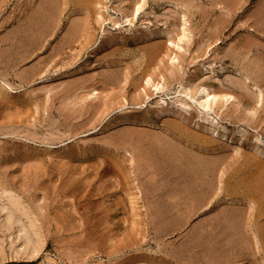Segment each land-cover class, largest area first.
Masks as SVG:
<instances>
[{"label":"rangeland","instance_id":"obj_1","mask_svg":"<svg viewBox=\"0 0 264 264\" xmlns=\"http://www.w3.org/2000/svg\"><path fill=\"white\" fill-rule=\"evenodd\" d=\"M124 1L91 0L95 5L90 4L85 18L86 33L66 43L71 17L85 13L72 0L65 1L67 7L64 0L59 2L65 10L60 4L63 11H58L52 27L44 21L33 26L40 37L32 29L30 34L27 26L40 0H0V184L24 201L45 238L42 250L23 254L20 233L7 232L0 244V264H264V213L253 201L250 210L247 202L249 196L257 200L249 183L257 176L256 165L262 161L264 165V146L254 143L255 138L264 142V0H136L141 9L135 17L129 14L131 23L124 22ZM183 15L188 34L181 38ZM116 23L121 24L119 29ZM198 85L225 90L231 98L217 99L211 110L204 109L194 95ZM179 103L187 112L176 106ZM197 116L227 127L229 139L198 125ZM237 131L244 135L240 141ZM142 132L146 134L141 137ZM151 135L219 159L227 174L221 167L214 177L226 180L225 184L215 180L217 190L209 204L199 206L191 181L162 156L160 148L153 151L157 163L138 164L143 160L137 153L134 160V147L151 150ZM168 136L179 139L167 141ZM101 158L109 160L99 162ZM107 164L124 170L117 165L118 170H108ZM133 164L138 168L130 167ZM123 172L141 180L134 177L130 184H139L138 192ZM150 178L157 184H150ZM218 183L232 190L225 195ZM129 192L136 196L135 203ZM233 193L249 213L245 220L254 224L251 235L245 230L247 235L238 236L235 244L230 239L234 234L220 225L218 212L233 204L234 199L229 201Z\"/></svg>","mask_w":264,"mask_h":264},{"label":"bare ground","instance_id":"obj_2","mask_svg":"<svg viewBox=\"0 0 264 264\" xmlns=\"http://www.w3.org/2000/svg\"><path fill=\"white\" fill-rule=\"evenodd\" d=\"M60 1H62V0H60ZM59 0H40V2L35 6V7H33V11H34V13H31L30 14V16H32L31 18L29 17V21H28V24H27V26H28V30L30 31V34H31V29L33 30L34 29V27L33 26H35L36 24H39L40 25V23L39 22H43L44 21V23H46V25L47 26H51L52 27V25L53 24H55V22H54V20H56L57 21V13H58V11H63V10H60V8L59 7H61L60 6V4L62 5V7L65 5L66 7H67V3L65 2L66 0H64V2L65 3H63V2H61V3H59L60 2ZM136 0H134V2H133V0H125L124 1V4L122 5L123 6V11L125 12V15H123L124 17V22H130L131 23V21L132 20H130V17H129V14H130V16L132 15V17H135V16H137V14H138V12H139V9H141L140 7H141V1H139V2H135ZM169 1V0H168ZM75 3V4H77V7H82V9H83V11L85 12H83L82 11V9H81V11L84 13H81V14H83V15H80L79 16V18H78V16H77V18H75V17H71V23H70V25H69V27L67 28V37H66V39H65V41H66V43H70L71 41H73V39H76L78 36H79V34L81 33V32H85V31H83L84 29L85 30H87L88 28H87V21H88V19H86L85 20V18H86V16H87V13L90 11V9H92L93 8V6L95 5V4H93L92 2H91V0H72V2L71 3ZM64 5H63V4ZM90 4H93V5H91V7L92 8H90ZM131 4L133 5L132 6V12L131 13H129V10H131V7H129V6H131ZM73 5V4H72ZM64 6V7H65ZM63 7V8H64ZM74 7V6H73ZM90 8V9H89ZM70 9V8H69ZM22 10V9H21ZM64 10H65V8H64ZM74 10V9H73ZM80 10V9H79ZM32 11V10H31ZM77 11V10H76ZM76 11H71V13L73 12H76ZM77 13V12H76ZM26 16V15H25ZM84 16V17H83ZM88 17V16H87ZM82 18V19H81ZM134 19V18H133ZM183 23H182V28H181V31H182V36H181V38H183V37H185L187 34H188V29H187V27H186V19H185V16L183 15ZM41 22V23H42ZM57 23V22H56ZM44 25V24H43ZM45 25V26H46ZM120 23H116V24H114V26H116L115 27V29H119L120 28ZM26 26V25H25ZM42 26V25H41ZM47 26H46V30L48 31V29L49 28H47ZM56 26V25H55ZM42 28V27H41ZM54 28V27H53ZM87 28V29H86ZM35 30H36V28H35ZM35 30H33V33H36V32H34ZM40 29H38V31H39ZM45 29H43L42 30V32H40V35H42L43 34V32H45L44 31ZM51 30H53V29H51ZM27 31V30H26ZM48 32H50V31H48ZM53 32V31H52ZM15 33V32H14ZM24 33H25V31H24ZM51 33V32H50ZM86 33V32H85ZM26 34V33H25ZM39 34V32L38 33H36V36H39L38 35ZM45 35V34H44ZM44 35H42V36H44ZM47 35V34H46ZM84 35V34H83ZM13 36V35H12ZM31 36V35H30ZM27 37V36H26ZM40 37V36H39ZM76 37V38H75ZM30 38H32V36L30 37ZM30 38H29V41H30ZM180 39V38H179ZM33 40H34V38H33ZM36 40V39H35ZM33 42V41H32ZM35 42V41H34ZM156 42V41H155ZM157 43V42H156ZM158 43H159V41H158ZM152 44V43H151ZM154 46V45H153ZM155 46H156V44H155ZM159 46V45H158ZM161 46V45H160ZM154 48V47H153ZM149 49V48H148ZM158 49H159V47H158ZM158 49H155V50H157V51H159ZM152 50V49H151ZM155 50H153L154 52H155ZM148 54V53H147ZM146 54V55H147ZM156 54V53H155ZM148 56V55H147ZM153 58L152 59H154V56H152ZM156 57V56H155ZM151 58V57H150ZM149 58V59H150ZM147 60V59H146ZM151 60V59H150ZM148 61V60H147ZM152 61V60H151ZM148 63V62H147ZM147 80H149V79H147ZM81 85V87H84L83 85H84V82H81L80 83ZM188 86V85H187ZM186 86V87H187ZM211 86V85H210ZM94 86H92V88H93ZM189 87V86H188ZM187 87V88H188ZM9 88V87H8ZM80 88V87H79ZM88 88H90L91 89V86L89 87L88 86ZM185 88V87H184ZM197 88V87H196ZM11 89V88H10ZM95 88H93V90H94ZM217 89H215V87L214 88H212V87H208L207 85H198V88L197 89H195L194 90V95H198L199 96V105L202 107V108H204V109H209V110H211L212 109V107H213V105L215 104V103H217L216 101H217V99L219 100V99H223V98H231V93L230 94H227L226 92H224L223 90H219V91H223V93H225V94H221V93H219V91L217 90ZM176 106L177 107H179V108H181L183 111H185V112H187V107L185 106V105H183V104H176ZM167 120H169V119H167ZM167 120H166V122H167ZM171 121V120H170ZM197 124L199 125L200 123H202L203 124V126L207 129V131L208 132H210L212 135H216V136H219V137H221V138H225V139H229L228 138V135H229V133H230V131H229V129L227 128V127H225V126H223V125H221V124H219V122H217L216 120H214V118H211V117H208V116H197ZM165 122V124L164 125H166L167 123H171V122H167L166 123ZM174 122H175V120H174ZM178 122L176 121V124H177ZM172 124H173V122H172ZM172 124H171V126H172ZM175 124V125H176ZM202 124H200V125H202ZM168 125V124H167ZM181 125V124H180ZM171 126H170V128H171ZM173 127V126H172ZM183 127V126H182ZM185 128V127H184ZM173 129V128H172ZM175 129V128H174ZM177 129V128H176ZM182 130H184V129H181V131ZM165 131V130H164ZM166 131H167V129H166ZM170 131V130H169ZM180 131V132H181ZM186 131H188L187 129H186ZM186 131H182L183 133H185ZM146 132V131H145ZM145 132H142V134H141V137H142V135H144L143 133H145ZM175 132H179V130L178 131H176L175 130ZM192 132V131H191ZM195 132V131H194ZM135 133V132H134ZM136 133L138 134V132L136 131ZM141 133V132H140ZM165 133V132H164ZM166 133H169L168 131L166 132ZM183 133H180V134H183ZM188 133V132H187ZM197 134H199L198 132H196ZM201 133V132H200ZM146 134V133H145ZM147 134H148V132H147ZM158 134V133H157ZM161 134V133H160ZM162 134H163V131H162ZM161 134V135H162ZM172 134L173 133H171V138H172ZM192 134H193V132H192ZM191 134V135H192ZM234 134H236L235 132H234ZM237 134H239L240 135V139H238L239 141L240 140H242V138L244 137V135L243 134H241V131H237ZM131 134H129V137H131L130 136ZM149 135V134H148ZM148 135H147V138H148ZM165 134H163L162 136H164ZM169 135V134H168ZM184 135V134H183ZM202 135H204V134H202L201 133V136H199V137H202ZM136 136V135H135ZM138 136V135H137ZM146 136V135H145ZM144 136V137H145ZM155 136V135H154ZM154 136H149V137H151L150 138V140H151V142H149V140H147V142H149L148 143V145L149 144H151L150 146L152 147L151 148V150H149V151H144V149L143 150H140L139 148H136V147H138V146H136V147H134V150H133V152H132V156H133V154H134V160L135 161H137L136 160V156H135V153H137L138 154V158L137 159H139V157H140V159L141 160H143V163H141L139 160L137 161L138 162V164H144L145 162H144V160H147L148 162V164H149V162H153L154 161V156H156L155 154H154V152L153 151H155L156 152V150H155V148H160L161 150V152H162V156L167 160V161H169V162H172V163H174V165H175V167H177L176 168V170L178 171V172H180L181 174H183L186 178H188L190 181V185H192L191 187V190L194 192V194H196V197H195V199H196V201H198V203H200L199 204V206H204L206 203L207 204H209L207 201H211V196H212V194H213V192L215 191L214 189H216V186H215V184H217L216 182L220 179V177H218V179H216V177H214V175H216V173L219 171V173H221L220 172V169L219 168H221L222 167V165L221 164H219L220 162H219V159H217V158H212V157H210V158H206L204 155H202V154H200V153H198V151L199 150H197V152H191V151H188L187 149H185V148H183V147H181V145L179 146V145H177V144H179L178 142H177V144L176 143H167V142H165V141H163V139H161V138H155ZM160 136V135H159ZM165 136H167V134L165 135ZM164 136V137H165ZM174 136V135H173ZM179 136V135H178ZM181 136V135H180ZM179 136V137H180ZM186 137L188 136V134L187 135H185ZM184 136V137H185ZM195 136V133H194V135H193V137ZM125 137V136H124ZM143 137V138H144ZM128 138V137H127ZM134 138V137H133ZM135 138H137V137H135ZM140 138V135L138 136V139ZM146 138V137H145ZM168 138H169V140L171 141H173V140H177V139H179L178 137H177V139H170V137L168 136L166 139H167V141H168ZM174 138V137H173ZM180 139H182V137H180ZM183 139H185V138H183ZM182 139V140H183ZM187 139V138H186ZM194 139H196V138H194ZM208 139H209V137H208ZM142 140V142H143V140L144 139H141ZM141 140H140V143H141ZM190 140V139H189ZM188 139H187V142L189 141ZM211 141H212V139H210ZM125 141V140H124ZM134 141H135V139H134ZM186 141V140H185ZM201 141V140H200ZM231 141H233V138H231ZM127 143H128V141H126ZM136 142V141H135ZM137 142H139V141H137ZM136 142V143H137ZM187 142H185V143H187ZM190 142H192V141H190ZM193 142H195L194 140H193ZM193 142H192V144H193ZM196 142H198V141H196ZM201 142H203V141H201ZM207 142V141H206ZM124 143V145H125V142H123ZM131 142H129V144H130ZM132 143H133V141H132ZM184 143V144H185ZM210 143V142H209ZM213 143V142H212ZM254 143H255V146H257L258 148H260V147H262V146H264V142L262 141V140H260V139H257V138H255L254 139ZM129 144H127V145H129ZM183 144V145H184ZM191 144V143H190ZM198 144V143H197ZM200 144V143H199ZM199 144H198V146H199ZM123 145V146H124ZM133 145V144H132ZM135 145H138V144H135ZM140 145V144H139ZM182 145V146H183ZM203 145H204V143H203ZM185 146H186V144H185ZM190 146H192V145H190ZM194 146V145H193ZM205 146H210V144L208 145V143H206V145ZM128 147V146H127ZM126 147V148H127ZM133 147H131V151H132V148ZM142 147V146H141ZM212 146H210V148H211ZM129 149H130V147H128ZM187 148V147H186ZM189 148V147H188ZM191 148H193V147H191ZM204 148V147H203ZM238 148V147H237ZM150 149V148H149ZM190 149V148H189ZM199 149V148H198ZM206 149V148H205ZM207 149H209V148H207ZM239 149V148H238ZM123 150H124V148H123ZM213 150V149H212ZM237 150V149H236ZM125 151V150H124ZM157 151H158V149H157ZM206 151V150H205ZM219 151V150H218ZM217 151V152H218ZM207 152V151H206ZM209 152V151H208ZM220 152V151H219ZM236 152V151H235ZM126 153V152H125ZM130 153V152H129ZM215 153V152H214ZM238 152H236V154H237ZM120 154V153H119ZM123 155H124V153H123ZM217 155V154H216ZM237 155H239V153L237 154ZM125 156H127V155H124V157ZM132 156H130L129 155V158H131ZM224 156V155H223ZM243 156H245V155H243ZM242 156V157H243ZM120 157V156H119ZM119 157H118V161L120 162L121 161V158L119 159ZM111 158V157H110ZM126 158V157H125ZM128 158V159H129ZM160 158V157H159ZM102 159V158H101ZM104 159L106 160V161H108L109 159H106V158H103L102 160H100L99 162H102V161H104ZM112 159V158H111ZM122 159H123V157H122ZM128 159H125V160H127V162H129L128 161ZM132 159V158H131ZM243 159H245V158H243ZM252 159V158H251ZM124 160V159H123ZM223 160V159H222ZM249 160V159H248ZM255 160V159H254ZM257 161H261V160H257ZM109 162L110 163H113V159L110 161L109 160ZM123 162V161H122ZM126 161H124V164H125V166H126V163H125ZM131 162V161H130ZM130 162H129V164H130ZM133 162V161H132ZM137 162H134V164L135 165H137ZM224 162V161H223ZM263 162V161H262ZM261 162V163H262ZM97 163V166L96 167H98L99 166V164H98V161L96 162ZM96 163H95V165H96ZM108 163V162H107ZM114 163H116V162H114ZM154 163H157V162H155L154 161ZM241 163V162H240ZM261 163L259 164H257L256 165V171H257V176H255V177H253V179H251L250 181V191H251V194L257 199V200H254V198H249V197H251V196H249L248 198L245 196L244 198H247V202L249 203L250 201H253V203H254V206H255V208L257 207V209H259V213L262 215L263 213H264V165H261ZM104 164V163H103ZM130 165V167H132V168H138L137 166H139L140 167V165H137V166H135V165ZM170 164V163H169ZM246 164V163H245ZM95 165L93 164V166L95 167ZM105 165V164H104ZM108 165H112V164H107V166ZM117 165V166H116ZM123 164H121V166H122ZM128 165V164H127ZM162 165V164H161ZM168 165V164H167ZM224 165H225V163H224ZM114 166H116V168H119L118 167V164H114L113 165V167L112 166H108L109 168H108V170L110 169L111 171L112 170H114ZM120 166V167H121ZM147 165L145 164V167H146ZM157 166V165H156ZM163 166V165H162ZM237 166V165H236ZM101 167H102V165H101ZM142 167H144V165L142 166ZM152 168V166H151V163H150V166H149V168L148 169H150L151 170V168ZM161 167V166H160ZM99 168H100V166H99ZM106 168V167H105ZM115 168V169H116ZM123 168H124V166H123ZM120 169L121 171H123L124 169ZM128 167H126V169H127ZM132 168H130V170L132 169ZM141 168V167H140ZM238 168V167H237ZM245 168V167H244ZM104 169V168H103ZM135 169V170H136ZM219 169V170H218ZM226 169V168H225ZM116 170H118V169H116ZM128 170V169H127ZM127 170H126V172H127ZM130 170H128V171H130ZM155 170V169H154ZM102 171V170H101ZM105 171H106V169H105ZM110 171V172H111ZM131 171H134V169L133 170H131ZM141 170L140 169H138L137 170V174H139V173H141L140 172ZM146 171V170H145ZM144 170L142 171V174H140V175H144L143 173L145 172ZM151 171H153V170H151ZM255 171V170H254ZM222 172L224 173V169H223V167H222ZM96 173V172H95ZM108 173V172H107ZM115 173V172H114ZM113 173V174H114ZM117 173H118V171H117ZM123 173H125V172H123ZM131 173V172H130ZM217 174V175H220L221 177H222V175H224V174ZM105 174V173H104ZM128 174H129V172H128ZM133 174H135V173H133ZM227 174V173H226ZM226 174H225V176H226ZM118 175V174H117ZM117 175H116V177H117ZM127 174L125 173V174H122V176H124V177H122V178H124L125 180L129 177V175L128 176H126ZM139 175V176H140ZM150 175H152V174H150ZM256 175V174H255ZM100 176V175H99ZM108 176V175H107ZM111 176H113V175H111ZM119 176H120V174H119ZM153 176V175H152ZM225 176L222 178V182H224L225 180H226V178H225ZM96 177V176H95ZM127 177V178H126ZM135 177V178H134ZM142 177V176H141ZM149 177V176H148ZM147 177V179L149 180V178ZM80 178V177H79ZM110 178V177H109ZM121 178V179H122ZM132 178H134V179H136V178H138V177H136L135 175L132 177ZM132 178H128L127 180H128V185L129 186H134V185H130V184H132L133 183V179ZM154 178V177H153ZM153 178L151 179V183L150 184H152V182H154V180H153ZM215 178V179H214ZM85 179H87V178H85ZM99 179V178H98ZM112 179H114V178H112ZM115 179H119V177L118 178H115ZM124 179H122V180H124ZM132 179V181L130 182V180ZM146 179V180H147ZM155 179V178H154ZM178 179V178H177ZM121 180V181H122ZM124 180V181H125ZM144 180V179H143ZM215 180H216V182H215ZM82 181H84V177H83V180ZM82 181H81V179H80V184L82 183ZM107 181V180H106ZM110 181V180H109ZM113 182H115L114 184H116L117 182L115 181V180H112ZM138 181H139V178H138ZM141 181V180H140ZM139 181V182H140ZM145 181V180H144ZM143 181V182H144ZM96 182H98V180L96 181ZM108 182V181H107ZM120 182V181H119ZM142 182V183H143ZM221 182V183H222ZM122 183H124V182H122ZM121 183V184H122ZM138 183V182H137ZM141 183V182H140ZM186 183V182H185ZM221 183H218V185L219 184H221ZM114 184H112V185H114ZM127 184V182H125V184L123 185V188H125V185ZM136 184V183H135ZM144 184V183H143ZM154 184H155V182H154ZM157 184V183H156ZM155 184V185H156ZM169 184V183H168ZM223 184V183H222ZM221 184V186H222V190H225L224 188L225 187H227V185L223 188V185ZM224 184H225V182H224ZM228 184V183H227ZM106 185V184H105ZM111 185V186H112ZM117 185H118V183H117ZM120 185V184H119ZM128 185H127V187H128ZM136 185H138V187L140 188V186H139V184H136ZM135 185V186H136ZM160 185V184H159ZM74 186V185H73ZM134 186V187H135ZM161 186V185H160ZM189 186V185H188ZM106 187H109V186H106ZM105 187V188H106ZM131 187V188H132ZM167 187H168V185H167ZM187 187V186H186ZM215 187V188H214ZM231 187V186H230ZM116 188H117V186H116ZM115 188V189H116ZM122 188V187H121ZM131 188H127V189H131ZM136 188V187H135ZM133 188L134 190H136L137 191V189L138 188ZM159 188V187H158ZM163 188V187H162ZM169 188H170V185H169ZM188 188V187H187ZM219 188V187H218ZM232 188V187H231ZM8 190H9V187L7 188ZM98 189H101V188H98ZM126 189V188H125ZM125 189H123L122 190V192L125 190ZM133 189H131V190H133ZM147 189V188H146ZM105 190V189H104ZM112 190V189H111ZM121 190V189H120ZM133 190V191H134ZM140 190H142V189H140ZM153 190H155L154 188H153ZM156 190H158V189H156ZM183 190V189H182ZM217 190V189H216ZM221 190V191H222ZM228 190H232V189H230L229 187H228ZM227 189L224 191V193L225 192H227L228 191ZM74 191V190H73ZM127 191H129V190H127ZM135 191V192H136ZM98 192H100L99 190H98ZM103 192V191H102ZM102 192H100L101 194H102ZM105 192V191H104ZM125 192V191H124ZM132 192V191H131ZM131 192H129V194H130V196H128V197H131V201H132V198H133V202H134V199L136 198V196H135V198L134 197H132L133 196V192L131 193ZM135 192H134V194H135ZM138 192V191H137ZM153 192V191H152ZM154 192H156V191H154ZM179 192V191H178ZM187 192V191H186ZM217 192V191H216ZM218 192L220 193V189H218ZM108 193H109V191H108ZM126 193H128V192H126ZM168 193H169V191H168ZM172 193V192H171ZM177 193V192H176ZM176 193H174V194H176ZM219 193H217V195L216 196H218V194ZM250 193V192H249ZM99 194V193H98ZM128 194V195H129ZM214 194H216L215 192H214ZM228 194H229V191H228ZM228 194H226L225 193V195H228ZM118 195H120L121 196V194H118ZM118 195H116L117 196V198H119L118 197ZM137 195V194H136ZM169 195H170V193H169ZM172 195V194H171ZM171 195H170V197H171ZM179 195V194H178ZM224 195V194H223ZM105 196V195H104ZM103 196V197H104ZM116 196L115 197H113V198H115L116 199ZM125 196H126V194H125ZM165 196V195H164ZM163 196V197H164ZM166 196L168 197V195H167V193H166ZM173 196V195H172ZM215 196V197H216ZM230 196V198H229V201H230V199H234V200H232V201H230V202H233V204H230V205H227L228 203H229V201H228V203L227 204H225V205H227V206H225L223 209H222V207L221 206H219V207H221V209L219 208V210H218V212L221 210V212H220V225H223V227L225 228V229H227V230H229L232 234H234L233 236H231L232 238H230L231 239V242L232 243H239L240 242V237H238V236H240V235H244V234H246V233H244V232H246L245 230H248V232H250V234L249 235H251V230L253 229L252 227H253V223H250L249 222V218L248 219H246L245 220V217L249 214H245L246 212V209L244 210V208H242V206H244V205H240V204H238V203H240V202H238L239 201V199L238 200H236L235 198H239V197H237V195H236V197H235V194L233 193V195L231 196V195H229ZM109 197V196H108ZM112 197V196H111ZM124 195L122 196V199H126L127 197H124ZM174 198H176V196H173ZM226 197V196H225ZM106 198V197H105ZM110 198V197H109ZM222 198H223V196H222ZM228 198V197H227ZM24 199V198H23ZM107 199V198H106ZM112 199V198H111ZM121 198H119V200H120ZM194 197H193V202H194ZM243 199V198H242ZM248 199H251V200H248ZM119 200H115V201H119ZM122 201L121 200V203H124V205H126L125 204V201ZM137 200V199H136ZM189 201H190V199H188ZM187 200V201H188ZM224 200V198L222 199V201ZM114 201V202H115ZM243 201H245V200H243ZM242 201V202H243ZM107 202H108V200H107ZM110 202H111V200H110ZM116 202V204H118ZM191 202H192V199H191ZM192 202V203H193ZM224 202H226V201H224ZM246 202V201H245ZM246 202V203H247ZM27 203V202H26ZM135 203V202H134ZM173 203H174V200H173ZM187 203V202H186ZM188 203H190V202H188ZM197 203V202H196ZM217 203H218V201H217ZM221 203V202H220ZM245 203V204H246ZM247 203V205H249ZM252 202H250V210H252V208H254V206H251L252 204H251ZM131 204V203H130ZM236 204V205H235ZM243 204V203H242ZM121 205V204H120ZM133 205V204H132ZM131 205V206H132ZM155 206H156V203L154 204ZM246 205V206H247ZM130 206V207H131ZM135 206V205H134ZM188 207V205H185V208L187 209V207ZM195 207H196V205H194ZM199 206L197 207L198 209H199ZM206 206V205H205ZM208 206V205H207ZM222 206H224V203H223V205ZM107 207V206H106ZM117 207V206H116ZM124 207V209L126 210V208H125V206H123ZM127 207V206H126ZM133 207V206H132ZM148 207H149V205H148ZM164 207V206H163ZM216 207V206H215ZM33 208H35V207H33ZM128 208V207H127ZM151 208H154L153 206H151ZM157 208V207H156ZM189 208L191 209V208H194V207H190V205H189ZM196 208V209H197ZM205 208V207H204ZM217 209H218V207H216ZM245 208H247V207H245ZM120 209V208H119ZM133 209V208H132ZM135 209V208H134ZM189 209V210H190ZM201 209V208H200ZM248 209V208H247ZM35 210H37L36 208H35ZM108 210V209H107ZM125 210H123V211H125ZM152 210V209H151ZM189 210H187V211H189ZM192 210V209H191ZM249 210V211H250ZM255 210V209H254ZM153 211V210H152ZM193 211H194V209H193ZM192 211V212H193ZM213 211V210H212ZM248 211V210H247ZM36 213H37V211H35ZM34 212V213H35ZM197 212V211H196ZM251 212V211H250ZM255 213H256V210L254 211ZM253 212V213H254ZM32 212H31V210L28 208V206H26V204L24 203V201L18 196V195H15L14 194V192H12L11 190L10 191H7L6 190V188L5 187H3L1 184H0V244H1V242H3V240H4V237H5V235L7 234V232H10V233H13L14 231H18L19 233H20V236H19V234H18V237H20V239H21V241L23 242V244H24V249H23V254H35V253H37L38 251H40V250H42V248H44V245H45V238H44V236H43V234H42V231H41V225L39 226V224L37 223V220H38V218H37V220L35 219V217H33L32 216V214H31ZM186 213H188V212H186ZM185 213V214H186ZM195 213V212H194ZM194 213H191V211H190V215L191 214H194ZM210 213V212H209ZM212 213V212H211ZM187 215H189V214H187ZM195 215V214H194ZM211 215V214H210ZM213 215H214V212H213ZM252 215V214H251ZM202 216V215H201ZM209 218V215H207L206 217H204V220H205V218ZM213 217V216H212ZM211 217V218H212ZM215 217V216H214ZM250 217V216H249ZM181 218V217H180ZM207 218V219H208ZM215 218H217V215H216V217ZM214 218V219H215ZM251 219V218H250ZM188 220V219H187ZM211 220H213V219H211ZM247 220H248V222H247ZM174 221V220H173ZM181 221H183L182 219H181ZM184 221L185 222H187L185 219H184ZM201 221V220H200ZM203 221V220H202ZM201 221V222H202ZM207 221V220H206ZM210 221V220H209ZM179 222V221H178ZM184 222V223H185ZM205 222V221H204ZM41 224V223H40ZM180 224H182L181 222H180ZM198 224V223H197ZM205 224V223H204ZM210 225V224H209ZM208 225V226H209ZM219 225V224H218ZM259 225V224H258ZM179 226V225H178ZM196 226V225H195ZM199 226V225H198ZM208 226H206L207 228L206 229H208ZM211 226L212 225H210V228H211ZM180 227V226H179ZM181 227H183V226H181ZM256 227V226H255ZM257 227H259L260 228V226H257ZM209 228V229H210ZM198 229V228H197ZM224 229V230H225ZM251 229V230H250ZM261 229V228H260ZM42 230H43V228H42ZM202 230H203V228H202ZM204 230H205V228H204ZM255 230V229H254ZM199 231V230H198ZM201 231V230H200ZM209 231V230H208ZM207 231V232H208ZM255 231H258L257 230V228H256V230ZM204 232V231H203ZM211 232H212V230H211ZM209 234V233H208ZM254 234V233H253ZM258 234V233H257ZM235 235H236V237L238 238H234L235 237ZM247 235V234H246ZM210 236V235H209ZM218 236V235H217ZM257 236V235H256ZM252 237V236H251ZM243 238V237H242ZM247 238L248 237H244L243 239L244 240H247ZM250 238V237H249ZM253 238H254V241L253 242H255L256 243V241H258L254 236H253ZM263 238V237H262ZM215 239V238H214ZM252 239V238H251ZM250 239V240H251ZM255 239H256V241H255ZM216 240V239H215ZM242 240V239H241ZM212 241V240H211ZM214 241V240H213ZM243 242V241H242ZM242 242H241V244H242ZM252 242V240L250 241V242H248V243H250V245L252 244L251 243ZM260 242V241H259ZM205 243V242H204ZM212 243V242H211ZM224 243H225V241H224ZM223 243V244H224ZM246 245H247V243L246 242H244ZM243 243V244H244ZM262 243V242H261ZM229 244V243H228ZM206 245V244H205ZM215 245V244H214ZM218 245V244H217ZM261 245H263V244H261ZM222 246H224V245H222ZM227 246V245H226ZM244 247H246L245 245H243ZM211 247V246H210ZM214 247V246H213ZM247 247H248V245H247ZM246 247V248H247ZM215 248V247H214ZM220 248V247H219ZM218 248V249H219ZM213 249V248H212ZM210 250V249H209ZM214 250V249H213ZM212 250V251H213ZM245 250V249H244ZM211 251V250H210ZM206 252V251H205ZM215 252V251H214ZM216 252H217V250H216ZM210 253V252H209ZM216 254V253H215ZM206 256H208L207 255V253H206ZM213 256H214V254L211 256L212 258H213ZM219 256V255H218ZM210 257V258H211ZM227 257V256H226ZM216 258V257H215ZM221 258H222V256H221ZM220 258V259H221ZM214 259V258H213ZM220 259H219V261H220ZM224 259V258H223Z\"/></svg>","mask_w":264,"mask_h":264}]
</instances>
